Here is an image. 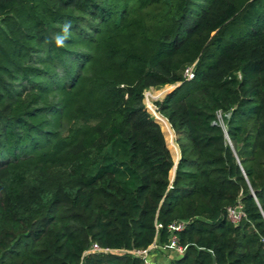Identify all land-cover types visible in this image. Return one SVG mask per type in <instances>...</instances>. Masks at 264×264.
<instances>
[{"label":"trees","instance_id":"1","mask_svg":"<svg viewBox=\"0 0 264 264\" xmlns=\"http://www.w3.org/2000/svg\"><path fill=\"white\" fill-rule=\"evenodd\" d=\"M180 223L168 264H264V0H0V264H158Z\"/></svg>","mask_w":264,"mask_h":264},{"label":"built area","instance_id":"2","mask_svg":"<svg viewBox=\"0 0 264 264\" xmlns=\"http://www.w3.org/2000/svg\"><path fill=\"white\" fill-rule=\"evenodd\" d=\"M227 216H228L229 221L233 224H238L244 219V214L240 206L228 209ZM183 227H184L183 223L174 224L169 227V231L171 232V237H170L168 246H166L164 249H168L176 255H181L183 253V249L177 246V239H176V236L173 234L174 232L182 230ZM153 247H155V245L151 246L147 251L131 252L130 254L135 257L144 259L146 260V263H148V261H151V260L148 259L147 256L149 255ZM108 253H111V251L107 249H101L98 245L93 244L90 250L86 254H108ZM126 253L129 254V252H126Z\"/></svg>","mask_w":264,"mask_h":264},{"label":"rangeland","instance_id":"3","mask_svg":"<svg viewBox=\"0 0 264 264\" xmlns=\"http://www.w3.org/2000/svg\"><path fill=\"white\" fill-rule=\"evenodd\" d=\"M172 89H173V86H166V87H162V88L156 89V90L155 89H149L144 93V99H143L144 106H145L147 112L155 120H156L155 116L158 114L155 112L153 104L155 102L161 101ZM159 126H160V128L164 134L165 142H166V145H167V147L171 153L174 164H176L178 162V159H179V152H178L177 145L175 143L174 135H173L172 131H170V130L167 131L162 124H160ZM173 173H174V168L171 171V177H173ZM150 256H152V254H149L147 256V258L150 259ZM168 263H169V261H167L165 264H168Z\"/></svg>","mask_w":264,"mask_h":264},{"label":"clouds","instance_id":"4","mask_svg":"<svg viewBox=\"0 0 264 264\" xmlns=\"http://www.w3.org/2000/svg\"><path fill=\"white\" fill-rule=\"evenodd\" d=\"M71 29H72L71 22H65L63 25L60 26V31L55 33L51 39H45L44 41L45 45L54 42L56 47H64L66 41L72 35Z\"/></svg>","mask_w":264,"mask_h":264},{"label":"crops","instance_id":"5","mask_svg":"<svg viewBox=\"0 0 264 264\" xmlns=\"http://www.w3.org/2000/svg\"><path fill=\"white\" fill-rule=\"evenodd\" d=\"M150 254H152V256H150V260L153 263L158 264H165L167 261L174 259V255H176L168 249H158L156 246L151 249Z\"/></svg>","mask_w":264,"mask_h":264},{"label":"water","instance_id":"6","mask_svg":"<svg viewBox=\"0 0 264 264\" xmlns=\"http://www.w3.org/2000/svg\"><path fill=\"white\" fill-rule=\"evenodd\" d=\"M174 88H175V87H173V89H174ZM173 89H172V90H173ZM155 121H156V120H155ZM176 164H177V163H176ZM176 164H174V167H175V168H176Z\"/></svg>","mask_w":264,"mask_h":264}]
</instances>
